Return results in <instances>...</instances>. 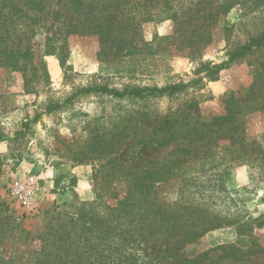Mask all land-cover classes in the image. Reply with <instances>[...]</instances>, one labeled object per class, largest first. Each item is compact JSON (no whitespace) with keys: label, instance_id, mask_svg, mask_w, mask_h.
<instances>
[{"label":"rangeland","instance_id":"rangeland-1","mask_svg":"<svg viewBox=\"0 0 264 264\" xmlns=\"http://www.w3.org/2000/svg\"><path fill=\"white\" fill-rule=\"evenodd\" d=\"M15 1L29 17L0 0L13 15L10 46L29 55L0 61V262L34 264L44 247L53 264H264V252L237 258L221 247L264 249V46L206 69L264 28V0H239L215 24L198 19L179 36L172 19L143 22L144 42L129 52L69 33L81 17L70 0H41L42 10ZM181 82L173 94L73 97L90 85ZM229 105L233 121L211 124ZM174 113L175 125L160 127L157 117ZM185 146L194 147L189 160ZM26 175L41 185L31 207L10 194ZM197 207L226 225L194 235L203 228Z\"/></svg>","mask_w":264,"mask_h":264},{"label":"trees","instance_id":"trees-1","mask_svg":"<svg viewBox=\"0 0 264 264\" xmlns=\"http://www.w3.org/2000/svg\"><path fill=\"white\" fill-rule=\"evenodd\" d=\"M3 1V0H2ZM12 11H22L25 16L29 17V14L24 11L23 6L15 0H4ZM15 1V2H14ZM72 9L75 10L81 17H78L76 24L68 25L69 33H89L98 36L104 50L116 47L117 51L127 48V52L138 47V45L144 42L142 36V24L143 22L154 20L172 19L174 21V34L179 36L198 19H203L207 22V25L215 24L221 15L227 14L231 8L239 3V0H70ZM32 8L42 10L44 4L41 0H31L27 2ZM13 14V13H12ZM13 18V15L6 14L4 12V6H0V61L8 64L20 63L21 57L28 58L29 48L22 53L19 50L10 46L9 38L11 33L8 27L9 20ZM194 44L201 41L200 39H193ZM264 46V28L258 33L253 34L243 44L234 46L230 50V59L222 62L221 64L214 65L212 68L206 66L208 73L218 71L226 63L240 59L249 53H253L256 50L261 49ZM187 86L186 83L169 84L164 87L155 86L141 87L132 86L130 88H124L122 90L110 88L108 86L90 85L87 87L78 88L74 93L75 97L79 93L88 92H103L117 97L125 96H145L147 94L168 93L173 94ZM72 100V98L70 99ZM56 104L55 106H58ZM235 107L229 105L228 111L224 115L216 116L213 118L211 124L225 125L233 121L235 117ZM179 116L174 114H168L163 117H157L160 122V127H173L178 121ZM39 116H36L33 120H38ZM28 125V124H27ZM96 139L99 141L102 137V133H96ZM2 138L0 137V141ZM161 142L159 145H163ZM210 145V142L207 143ZM183 156L181 160H187L188 155L194 152V147L185 146L182 149ZM194 155H197L194 154ZM189 160V159H188ZM174 172V170H173ZM148 174L140 176L137 186L139 189L148 185L146 179ZM75 183V178L73 179ZM189 209V208H188ZM197 218L203 222V228L194 233L196 236H201L205 232L212 229L222 227L226 224L221 222L224 220V216L214 215L213 212L207 208L197 207ZM195 213V210H194ZM240 223V222H238ZM241 225V226H239ZM238 234L240 236L246 233L244 224H239ZM262 225V221L258 223V226ZM101 232L109 233L113 226L100 220L97 224ZM228 253L234 257L251 256L261 252H264L263 248L252 247L248 250L239 249L235 250V245L221 246ZM40 256L37 257L34 264H53L54 259L51 258L50 252L41 248ZM205 252L203 255H206ZM198 258L190 260V264H197ZM2 264V262H0Z\"/></svg>","mask_w":264,"mask_h":264},{"label":"built area","instance_id":"built-area-1","mask_svg":"<svg viewBox=\"0 0 264 264\" xmlns=\"http://www.w3.org/2000/svg\"><path fill=\"white\" fill-rule=\"evenodd\" d=\"M40 188V182L35 176H17L10 185V194L22 206L31 207L34 203L35 193Z\"/></svg>","mask_w":264,"mask_h":264},{"label":"crops","instance_id":"crops-1","mask_svg":"<svg viewBox=\"0 0 264 264\" xmlns=\"http://www.w3.org/2000/svg\"><path fill=\"white\" fill-rule=\"evenodd\" d=\"M40 177V179H42L41 180V182H43L44 180H43V178L44 179H46L47 180V183H46V185H48V183H49V180L47 179V178H45V176L44 175H41V176H39Z\"/></svg>","mask_w":264,"mask_h":264}]
</instances>
